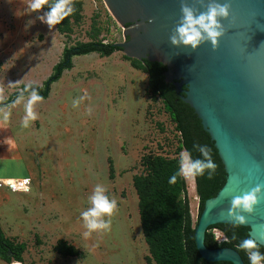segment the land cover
Masks as SVG:
<instances>
[{"label":"rangeland","instance_id":"374dc122","mask_svg":"<svg viewBox=\"0 0 264 264\" xmlns=\"http://www.w3.org/2000/svg\"><path fill=\"white\" fill-rule=\"evenodd\" d=\"M71 1H79L78 13L50 28L39 18L47 6L32 12L28 0H0V101L23 88H42L66 48L125 42L105 0ZM133 60L124 51L74 58L48 98L33 105L37 119L28 127L22 125L30 96L0 111V180L33 183L28 194L0 186V226L14 245L25 246L22 264H157L143 231L135 178L147 175L146 157L186 152L177 154L176 124ZM192 178L195 195L188 185L187 191L195 225L199 198ZM97 185L117 209L110 230L85 237L81 213L92 207ZM212 233L223 242L220 231Z\"/></svg>","mask_w":264,"mask_h":264},{"label":"water","instance_id":"95a60500","mask_svg":"<svg viewBox=\"0 0 264 264\" xmlns=\"http://www.w3.org/2000/svg\"><path fill=\"white\" fill-rule=\"evenodd\" d=\"M105 2L125 39L113 45L128 58L166 67V82L184 94L182 100L194 110L223 164L226 181L205 201L197 220L200 256L212 263L245 264L236 250L210 249L205 238L211 227L238 225L264 247V191L251 212L233 208L234 198L264 186V0ZM213 4L229 6L228 16L218 18L223 35L217 43L205 38L196 49L173 45L182 5L199 15Z\"/></svg>","mask_w":264,"mask_h":264},{"label":"trees","instance_id":"16d2710c","mask_svg":"<svg viewBox=\"0 0 264 264\" xmlns=\"http://www.w3.org/2000/svg\"><path fill=\"white\" fill-rule=\"evenodd\" d=\"M72 2L76 8L72 15L79 11L78 3ZM50 3L54 1L50 0ZM48 10V8L46 7ZM121 51L113 44L101 41L80 44L74 48H66L63 52V61L54 68L51 78L44 86H30L23 88L21 93L15 94L7 101H0V111L13 105L19 97H29L36 89L42 99H47L53 84L57 83L65 71L73 68V59L76 57L98 54L101 57H111ZM128 59V57H127ZM133 66L149 76L150 90L163 101L165 110L176 124L180 135L177 154L186 152L190 159L207 162L201 153V147H207L210 157L215 164L214 170L205 169L202 175H196V191L199 198V216L206 200L214 197L226 181V173L209 134L204 130L201 121L194 110L186 104L178 94L174 84L166 82L164 73L166 67L158 62L133 60ZM181 157L168 158L162 156H148L144 160L147 175L135 178V184L140 197V214L143 231L150 252L157 264H231L228 262H207L199 254L193 225L187 183L179 174ZM176 175L175 183H169L171 176ZM198 216V217H199ZM219 230L226 241L219 243L212 231ZM251 239L249 229L238 225L221 224L211 227L206 234L205 245L210 249L232 248L242 257L245 264H251L249 253L259 251L264 255V247L258 245L256 249H243L241 243ZM73 249H70V252ZM24 245H14L7 239L0 226V260L7 264L24 263ZM264 264V260L261 261Z\"/></svg>","mask_w":264,"mask_h":264},{"label":"clouds","instance_id":"9594fccd","mask_svg":"<svg viewBox=\"0 0 264 264\" xmlns=\"http://www.w3.org/2000/svg\"><path fill=\"white\" fill-rule=\"evenodd\" d=\"M45 6H47L48 11L39 18L50 28L60 24L74 12L71 0H54V3L50 4L48 0H28V9L32 12H39L44 9ZM181 10L183 19L176 29V34L171 37L173 45L182 43L185 46H191L192 49H196L205 38L215 45L218 38L223 35V28L218 22V18H226L228 16V5H210L206 13L199 15H196L193 9L186 5H182ZM41 99L42 97L39 96L37 90L33 89L26 105L23 127H28L29 121L37 119V115L33 111V105ZM200 151L206 157L207 162H202L200 160L193 161L188 154L183 153L181 155L179 167L180 175L185 177L202 175L205 169H215L216 166L210 157L208 148L201 147ZM176 179V175L171 176L169 183H175ZM262 191H264V186H257L250 193H246L242 197L234 198L233 208L251 212L253 207L258 203V196ZM90 201L92 207L88 211L81 213L84 227L87 229L83 234L85 237H89L93 232L110 230V217L117 209V201L114 198H110L109 195H105V190L100 185L95 187ZM101 216H107L109 219L103 221L100 219ZM238 219L242 220V217H238ZM240 247L243 249H256L257 244L253 239H246L241 243ZM249 259L251 264H261V261L264 260V255L259 251H252L249 253Z\"/></svg>","mask_w":264,"mask_h":264},{"label":"built area","instance_id":"2783aa9c","mask_svg":"<svg viewBox=\"0 0 264 264\" xmlns=\"http://www.w3.org/2000/svg\"><path fill=\"white\" fill-rule=\"evenodd\" d=\"M32 181L30 179L0 180V186L6 188L11 193L28 194L32 191ZM222 234V233H221ZM223 235V234H222ZM224 241H226L225 236ZM221 243L220 241H218Z\"/></svg>","mask_w":264,"mask_h":264},{"label":"bare ground","instance_id":"6f19581e","mask_svg":"<svg viewBox=\"0 0 264 264\" xmlns=\"http://www.w3.org/2000/svg\"><path fill=\"white\" fill-rule=\"evenodd\" d=\"M192 177L193 176L186 177V183H187V185L189 187V194L190 195H195V193H194L195 192V187H194V183H193V178Z\"/></svg>","mask_w":264,"mask_h":264},{"label":"crops","instance_id":"0c3cea01","mask_svg":"<svg viewBox=\"0 0 264 264\" xmlns=\"http://www.w3.org/2000/svg\"><path fill=\"white\" fill-rule=\"evenodd\" d=\"M1 175V174H0ZM3 176H0V177H4V174H2ZM15 179H18V177L17 178H15ZM21 264V263H20Z\"/></svg>","mask_w":264,"mask_h":264},{"label":"flooded vegetation","instance_id":"af4514ba","mask_svg":"<svg viewBox=\"0 0 264 264\" xmlns=\"http://www.w3.org/2000/svg\"><path fill=\"white\" fill-rule=\"evenodd\" d=\"M169 84H174V83H169ZM186 88L184 87V90H185ZM214 230H217V229H214Z\"/></svg>","mask_w":264,"mask_h":264}]
</instances>
